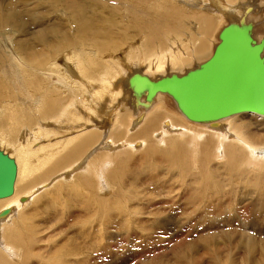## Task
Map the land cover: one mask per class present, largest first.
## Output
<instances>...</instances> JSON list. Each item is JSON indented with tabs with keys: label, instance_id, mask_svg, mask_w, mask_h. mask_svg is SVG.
Wrapping results in <instances>:
<instances>
[{
	"label": "bare ground",
	"instance_id": "bare-ground-1",
	"mask_svg": "<svg viewBox=\"0 0 264 264\" xmlns=\"http://www.w3.org/2000/svg\"><path fill=\"white\" fill-rule=\"evenodd\" d=\"M107 1H109V4L111 2L116 6V11L119 10L118 0ZM170 1L180 4L183 11L188 13V15L185 16L186 18L183 25L185 27L183 31L188 33L192 28L198 37L194 40L195 42L192 50L195 52L197 51V53H202L207 57L200 59L196 58L192 60L193 63H191V61L185 64L183 55L185 51L183 50L180 39L175 37L173 32L168 33L170 37L164 38L166 40V47H162L161 42L158 40L159 36L149 32L148 38H144L145 40L142 41L139 47L129 48L124 57L119 60L115 57L111 59L112 62H102V64L96 61L93 62L96 58L88 59L89 53L86 49H83L84 45L82 46L84 51L78 50L77 45H71L73 43L77 44L80 39L83 43H89V45H93L98 50H101V52L117 51L123 48L126 44L130 43L133 38H136L126 31V27H128L130 31L132 29H137L140 31L139 34L144 33L145 30L148 31V26L143 24V20L147 17L149 18L151 15L147 13L149 8L147 5L153 3L151 1L123 0L122 7L127 9L131 22L118 26L114 31L111 29L108 22L109 19H116L117 17L116 14L112 12L115 10V8L112 7V10H101L102 13L106 15L105 17L103 16V21L98 20L96 17L94 18L92 12L97 9L92 10V7H88L86 5V0H35L32 2L31 6H29L30 8L26 7V5L31 2L28 0H0V32L5 29L16 30L17 28H21L24 31L29 26H31L30 29L41 26L39 30L32 31V37L41 42H39L37 48H35L36 45L33 43L34 41L31 42V46H28L29 43L20 40L16 44V48L18 49V51H16L24 54L22 62L26 63L30 60L31 67L37 69L38 80H36V75L34 74H31L34 75V79L31 82L27 80L26 76L28 75L27 70L29 66L23 64V69L20 61L21 58H18L20 55L17 56L15 50L12 52V47V49H0V149L15 158L18 164V175L15 185L16 191L9 197L0 198L1 248V245L7 249L10 248L3 244L5 240L2 239V233L5 226L11 223L15 218H17L16 225L25 222L26 214L23 210L40 194L41 190L49 188V186L54 184L53 182H60L61 180H65V178L69 180L67 178L72 177L75 172L81 174L90 170H93L92 176L97 180L98 185H102L104 188L110 189L112 187L113 183L109 184L112 182L111 179H118V181H121L124 178L126 180V173L128 172L127 162L124 161L120 163L118 168L115 170L113 169L114 172L111 173L107 167L116 162V155L126 152L128 148L133 151H138L141 150V147L145 146L147 138L141 137L150 136V130L158 121L157 118L154 117L155 114L152 115L149 120L148 117L154 110V112H157L156 110L160 107L164 106L188 123V125L187 123L185 124L180 117L175 115L172 118L166 117L165 120L162 119V123H159V128L154 132L155 137L160 139V141H163L165 137L171 133H174L175 137L183 138L191 133L197 134L200 138L201 136H209V138L197 148L201 150L199 152L198 161L201 162L203 166V170L200 173L204 174L209 171L208 164L211 160L207 147L212 145L214 148L215 146L213 143L216 141L215 148L219 146L218 152L227 157L223 149L225 138H233L236 134H239V137L234 144L238 145L240 150L235 148L228 152L230 157L228 159L230 172L238 173L236 170L239 168V165L244 163V151L251 159L257 160L252 164L253 167L257 166L258 161L264 160V145L256 146L253 145L251 141L252 138H255L257 141L263 140L264 133H261L263 129H257L256 127L257 131L252 132V130H249V124H242V126H240V132L237 133L233 126V121H229L237 116L245 114H252L261 118H264V115L241 112L237 113L238 115L235 114L234 116L219 120L203 123L195 122L188 119L182 113L177 102L169 94H157L148 107L139 105L130 84V78L135 73L149 74L154 78H160L171 75L172 73H178L180 75L185 74L189 70L198 67L212 56L215 47L220 42V31L228 25L229 22H253L255 37L259 41L262 40L264 38V0ZM22 3H24L25 6H23ZM41 4L43 8H41ZM92 4L94 5V3ZM107 4L108 3H106V5ZM153 4L158 6L156 9H166L165 6L160 3ZM64 5L67 6V13L70 16L66 19L67 22L62 20L61 16L55 15L56 12L62 11L63 8L66 9ZM193 10L199 11L198 13L196 12L197 15H195V12L194 15H192ZM87 12L89 17L86 15ZM95 13H97V11ZM137 14H144L145 17H137ZM162 14L165 15L163 19L164 24H168L169 22L167 21L166 23L164 20H170L172 23H176L178 18H180L175 16L173 12H163ZM52 15L54 19H52ZM63 15L64 17L66 16L64 13ZM132 17L138 18L140 20V25L135 22ZM155 21L159 23L157 26L158 29V27H160V19H155ZM72 25L76 28H73ZM168 25L174 29V24ZM216 25L219 27H215ZM196 26H198L199 29H197ZM177 31L175 34L178 35L180 29L178 32ZM89 32L96 37L89 40L90 37L88 41H85V38V40H83L82 33L86 34ZM98 32L102 34H98ZM61 34L65 36H61ZM187 35H189V33ZM194 36L193 34V39ZM190 41H192V39ZM52 44H54L59 51L66 53L67 58L64 62L65 65L54 62L56 58L52 61V63H54H51V66L48 68L44 67L45 63L38 62V58L42 54L46 55L45 60L49 58L51 60V55H54V57L56 56L55 53L57 50L54 48L52 50ZM69 47L72 48V53H69ZM47 53L51 54L50 57L48 55L49 58L47 57ZM6 56L13 59L14 63L11 68L19 67L20 69L22 67L20 72L17 71V73H19L17 78L13 77V79L12 74L6 70L5 64L8 63H5L7 60ZM59 56L57 55V58ZM41 58H43V56ZM100 66L104 68L103 71L96 69ZM31 75H29V78H31ZM41 77H44L47 81H42ZM53 77L58 79L54 82L52 81ZM24 84L27 86L25 87ZM29 87L31 92L29 91ZM18 92L21 94L20 97L18 96ZM32 92L39 94H32ZM37 97L39 99H37ZM24 98L26 99L23 100ZM141 99L145 100V97ZM114 110L116 112L119 110V113H113ZM157 117H159V115ZM123 118H129L130 124L129 122L124 124ZM147 120V124L144 125ZM27 125L30 126L29 131L23 128ZM157 126L158 122L156 127ZM140 127L141 130L137 133L140 138L137 137L134 140L127 139L120 144L119 141L121 142L124 137L117 140L114 138L113 131L117 128H123V130L129 129V131L132 132V130ZM259 136L262 137L257 138ZM193 139L186 138V141L187 143L195 142ZM177 148L178 146L174 145L172 150H176ZM95 154L99 155L100 158L95 156ZM152 154L156 156L157 151L150 150L147 152L146 158L153 156ZM178 154V152L172 151L170 155L172 157H178ZM90 158L93 159L92 162H88ZM182 160L179 161L181 162L179 166L182 165L180 167L185 168L186 166L183 167L182 163H186ZM55 170H57L56 172L63 170L62 173L59 174L62 178L47 179L48 181H40L37 184L34 183L35 185L31 183L32 178L38 173L43 174L47 171L51 173ZM245 171L246 169L239 173L244 175ZM246 174L248 175V173ZM263 176V174H259V177L254 176L250 178L251 180L244 184V188L247 190L249 187H254L256 185H263L262 187H264ZM200 177L203 178L202 174L198 175L197 179ZM26 181L27 186L26 184L25 186L29 188L25 191V194H23L25 196L20 198V186L22 182L25 183ZM82 182L84 187L79 184L81 187L86 189V191L88 190L90 194L95 193L92 189V182L85 183L83 178ZM213 188L218 190V192L215 191L216 194L219 192L222 193L223 191V188L218 182L214 183ZM200 190L201 193H206L208 187H202ZM262 197L264 198V188H262V191L260 190V198ZM95 199L97 201L99 200L98 197ZM103 203L100 201V204ZM258 204H260V201ZM252 208H254V206ZM259 210L264 211V202L261 204ZM243 237V241H245L244 246L248 250L244 262L248 264L255 259L256 253H259L261 258L264 259V241H260L254 234H249L248 236L244 234ZM6 240L12 247H21L18 244L20 236L16 231H14L9 238L7 237ZM24 242V248L31 245V239L26 238ZM9 255L15 256V253ZM15 257H18V255ZM178 257L179 260H182L184 259V254L181 252V254H178ZM211 257L215 260L213 264H234V260L230 258L222 261L220 259L221 256L216 253V251ZM200 258L195 256L192 258L190 257V261L186 262L187 264H201L200 260L202 258ZM203 262L204 261H202V263ZM11 263L13 262L9 259H5L3 251H0V264ZM259 264H263V261L259 262Z\"/></svg>",
	"mask_w": 264,
	"mask_h": 264
},
{
	"label": "rangeland",
	"instance_id": "rangeland-1",
	"mask_svg": "<svg viewBox=\"0 0 264 264\" xmlns=\"http://www.w3.org/2000/svg\"><path fill=\"white\" fill-rule=\"evenodd\" d=\"M28 1L31 2L26 5L27 8L31 6L32 2L35 0ZM118 1L120 7L118 11H116V6L111 2L109 4L107 0H86V5L92 7V10L97 9V13L93 11L92 14L94 18L96 17L98 20L103 21L106 15H104L102 11L115 8L112 12L116 14V19L107 18L109 19L108 22L111 29L115 31L118 26L131 22L127 9L122 7L123 0ZM146 1L160 3L164 5L166 9H156L158 6L155 4H148L147 6L149 8L147 13L151 15L149 18L147 17L148 19L145 18L143 20V24L148 26V31L145 30V32L142 31L144 33L139 34L140 31L137 29H132L130 31L128 27H126V31L136 38H133L132 41L123 48L117 51L101 52V50H98L93 45L91 46L89 43H83L80 39L77 44L73 43L71 45H77L78 50L86 49L89 53V60L96 58L93 62L96 61L102 64V62H112L111 59L115 57L119 60L124 57L129 48L139 47L142 41L145 40L144 38H148L149 32L159 36L158 40L161 42L162 47H166V40L164 38L170 37L168 33L173 32V35L180 39L183 50L185 51L183 52L185 64L190 63L196 58L200 59L207 57L202 53H197V51L195 52L192 50L195 42L194 40L198 37L192 28H189V35H187V32L183 31L185 27L183 26L186 18L185 16H187L188 13L183 11L180 4L170 0H168L170 2L167 0ZM105 2L108 4L106 5ZM92 3H94V5ZM22 5L25 6L24 3H22ZM40 6L43 8L42 4ZM64 6L66 9L63 8L62 11L56 12L55 15L61 16L62 20L67 22L66 19L70 16L67 13V6ZM163 12H173L175 16L180 17L176 23H172L170 20H164L166 23L169 21L168 24H174V29L168 24L163 23L165 17V15L162 14ZM194 12L195 15H197L199 11L193 10L192 15H194ZM63 13L66 14L65 17ZM86 15L89 17L88 12ZM136 16L142 17L144 14H137ZM51 17L54 19L53 15ZM132 18L140 25V20L138 18ZM155 19H160V27H158V29L157 26L159 23L155 21ZM40 27L41 26H36L34 29H30L31 26H29L27 28L28 31L27 29L23 31L21 28H17L16 30H1L3 34L0 32V49L13 48L12 52L15 50L16 55H20L18 58H21L20 61L23 69L24 65L29 66L27 70L28 75L26 76L29 82L34 79V75H36V80H38L37 69L31 67L30 60L26 63L22 62L24 54L17 52L18 49L16 48V44L20 40L29 43L28 46H31V42L34 41L33 43L36 45L35 48H37L40 41L32 37V31L39 30ZM72 27L76 28L74 25H72ZM196 27L199 29L198 26ZM215 27H217V25ZM179 29L181 34H175ZM82 34L84 35V37L82 35V39H86L85 41H88L90 37L89 40L96 37L94 34L92 35L91 32ZM98 34L102 33L98 32ZM193 34L195 35L194 39ZM62 35L64 34H61V36ZM191 39L192 41H190ZM53 48L57 50L55 57L47 53V57L51 55V60L49 57L48 60H45L46 55L43 54L38 58L39 63H45L44 67H50L55 58L54 62L65 65L64 62L67 58L66 53L59 51L54 44H52V50ZM68 51L72 53V48L69 47ZM57 55L60 56L57 58ZM42 56L43 58H41ZM5 63L6 70L12 74V78H17L19 76L17 71L20 72L22 67L20 69L19 67L11 68L14 63L11 57H7ZM191 63H193V61ZM96 69L99 71L104 70L102 66ZM29 75H31V78H29ZM55 78L56 77H53L52 81L55 82L58 79ZM41 79L42 81H47L44 77H41ZM24 86L26 87L27 85L24 84ZM32 94L39 93L32 92ZM18 96L20 97L21 94ZM25 99L26 98L23 100ZM37 99L39 98L37 97ZM114 111L113 113H119V110L117 112ZM154 111L150 114L148 120L155 114L154 117L158 120V126L156 127V122L150 130V136L141 137L147 138L145 146L141 147V150L138 151H133L128 148L126 152L116 155V162L107 167L111 173L118 168L120 163L124 161L127 162L128 172L126 173V180L123 178L121 182L118 181V179H111L112 182L109 184L113 183L112 187L110 189L104 188V186L98 185L97 180L92 176L93 170H90L81 174L75 172L72 177L67 178L69 180L65 178V180H61L60 182H53L54 184L49 186V188L41 190L40 194L23 210L26 214L25 222L16 225L17 218H15L11 223L5 226L2 233V239L5 240L3 244L10 247L8 249L3 245H1L3 249L0 247V251H3L5 259H9L13 262L11 264H187V262L190 261V257L192 258L195 256L203 259L200 258L201 264H213L215 260L211 256L214 255L216 251V253L221 256L220 259L222 261L230 258L234 260V264H246L244 259L248 250L244 246L245 241H243V235L245 234L248 236L249 234H254L260 241H264V211L259 210L261 204L264 202V198H260V190L262 191L264 187H262L263 185H256L257 187H249L246 190L244 184L250 181V178L254 176L259 177V174L264 175V160L258 161L257 166L253 167L252 164L257 160L251 159L244 151V163L239 165V168L236 170L238 173L230 172L228 161L230 157L228 152L235 148L240 150L239 146L234 144L239 137V134H236L233 138H225L223 149L227 157L218 152L219 146L215 148L216 141L213 143L215 146L214 148L212 145L207 147L211 160L208 164L209 171L204 174L200 173L203 170V166L201 162L198 161L199 152L201 150L197 148L198 146L200 147L209 136H201L200 138L197 134L191 133L183 138L175 137L174 133H171L167 135L163 141H160V139L155 137L154 132L159 128L162 119L165 120L166 117L172 118L174 115H178L169 111L164 106L158 108L156 110L157 112ZM157 114L159 117H157ZM123 119L124 124L129 122V118ZM181 119L185 124L187 123L183 118ZM148 120L144 125L147 124ZM229 121H233V126L237 133L240 132V126H242V124H249V130H252V132L257 131V127V129H263L261 133H264V118L256 115L245 114L237 116ZM23 128L29 131L30 126L27 125ZM140 130L141 127L132 130V132H130L129 129L123 130V128H117L113 131L114 138L117 140L124 137L121 142L119 141V144L127 139L134 140L139 137L137 133ZM260 137L262 136L257 138ZM186 138H194L193 140H195V142L187 143ZM251 141L253 142L252 144L256 146L264 145V139L257 141L255 138H252ZM174 145L178 146L176 150H172ZM150 150L157 151V154L156 156L152 154L153 156L146 158L147 152ZM172 151L178 152V157L181 158L173 156L174 159L170 155ZM95 156L99 157L97 154H95ZM181 160L186 163H182L183 167L186 166L185 168L180 167L182 165L179 166V164H181L179 161ZM92 161V158L88 160V162ZM244 169H246L245 174L241 175L239 172ZM57 170L51 173L48 171L43 174L38 173L36 175L37 177L35 176L32 178L31 183L37 184L47 179L62 178L59 174H61L64 169L56 172ZM246 173H248V175ZM200 174H202L203 178L200 177L197 179V176ZM82 178L85 183L92 182L94 194H90L88 190L86 191V189L83 188ZM216 182L223 188L222 193L219 192L216 194L215 191L218 192V190L213 188ZM25 184L27 186V181L25 183L22 182L20 186V198L25 196L23 194H25V191L29 188L26 187ZM205 186L208 187V191H206V193H201L200 188ZM97 197L99 199L98 201L95 199ZM100 201L102 203L104 201V203L100 204ZM259 201L260 204H258ZM253 206L254 208H252ZM14 231L20 236L18 244L21 247H12L6 240ZM26 238L31 239V245L24 248L23 244ZM181 252L184 254V259L179 260L178 254H181ZM13 253H15V256L18 255V257L9 255ZM202 261L204 262L202 263ZM261 261H263L264 264V259L261 258L259 253H256L255 259L248 264H259Z\"/></svg>",
	"mask_w": 264,
	"mask_h": 264
},
{
	"label": "water",
	"instance_id": "water-1",
	"mask_svg": "<svg viewBox=\"0 0 264 264\" xmlns=\"http://www.w3.org/2000/svg\"><path fill=\"white\" fill-rule=\"evenodd\" d=\"M219 38L212 56L185 74L135 73L130 84L138 104L148 107L157 94H169L188 119L200 123L241 112L264 115V38L257 40L251 21L229 22ZM17 175L16 159L0 149V198L14 194Z\"/></svg>",
	"mask_w": 264,
	"mask_h": 264
}]
</instances>
